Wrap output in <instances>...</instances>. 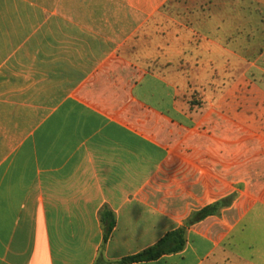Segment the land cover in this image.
Here are the masks:
<instances>
[{"label": "crops", "instance_id": "crops-1", "mask_svg": "<svg viewBox=\"0 0 264 264\" xmlns=\"http://www.w3.org/2000/svg\"><path fill=\"white\" fill-rule=\"evenodd\" d=\"M260 13L0 0V264H124L230 197L183 251L132 264H264Z\"/></svg>", "mask_w": 264, "mask_h": 264}, {"label": "trees", "instance_id": "trees-1", "mask_svg": "<svg viewBox=\"0 0 264 264\" xmlns=\"http://www.w3.org/2000/svg\"><path fill=\"white\" fill-rule=\"evenodd\" d=\"M232 200L233 197H230L217 204L207 206L198 212H193L184 223V226L166 234L165 237L162 238L155 246L136 256L126 258L122 260L121 263L132 264L139 262L156 261L163 256L183 251L186 245V235L188 228L211 215L217 214L222 207H226L227 205H229ZM113 225V222H108L105 240H107L109 233L113 228ZM96 264H105V262L102 258H100Z\"/></svg>", "mask_w": 264, "mask_h": 264}, {"label": "rangeland", "instance_id": "rangeland-1", "mask_svg": "<svg viewBox=\"0 0 264 264\" xmlns=\"http://www.w3.org/2000/svg\"><path fill=\"white\" fill-rule=\"evenodd\" d=\"M251 5H252V9H253V8H255V9H256V7H255V5H254L253 3H251ZM260 15L262 16V18H261V19H263V18H264V14L260 13Z\"/></svg>", "mask_w": 264, "mask_h": 264}]
</instances>
